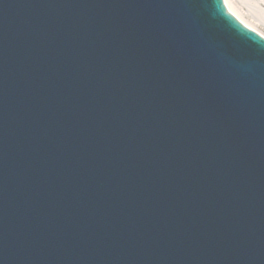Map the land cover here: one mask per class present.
I'll return each mask as SVG.
<instances>
[{"label":"water","instance_id":"95a60500","mask_svg":"<svg viewBox=\"0 0 264 264\" xmlns=\"http://www.w3.org/2000/svg\"><path fill=\"white\" fill-rule=\"evenodd\" d=\"M0 264H264V40L222 0H0Z\"/></svg>","mask_w":264,"mask_h":264},{"label":"bare ground","instance_id":"6f19581e","mask_svg":"<svg viewBox=\"0 0 264 264\" xmlns=\"http://www.w3.org/2000/svg\"><path fill=\"white\" fill-rule=\"evenodd\" d=\"M230 14L264 38V0H223Z\"/></svg>","mask_w":264,"mask_h":264}]
</instances>
